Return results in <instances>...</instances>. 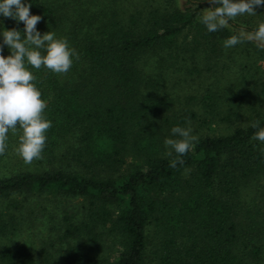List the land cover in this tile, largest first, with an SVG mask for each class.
<instances>
[{"label":"trees","instance_id":"16d2710c","mask_svg":"<svg viewBox=\"0 0 264 264\" xmlns=\"http://www.w3.org/2000/svg\"><path fill=\"white\" fill-rule=\"evenodd\" d=\"M169 1L120 17L118 0H22L41 16L37 31L66 39L79 59L73 57L66 74L26 64L52 127L43 158L31 164L16 152L21 130L8 134L0 155V200L7 209H0V236L16 230L12 214L4 222L6 212L50 194L85 201L79 220L70 211L60 219V264H102L82 244L97 246L103 229L117 249L106 264H264V142L252 139L264 128V112L227 134L199 136L180 157L184 164L170 167L177 154L166 155L159 134L169 135L195 114L184 106L161 115L168 99L152 93L158 82L142 79L139 67L149 57L163 66L166 56L203 52L212 55L206 56L209 69L226 39L264 23V5L209 32L201 8L212 4L185 0L180 9ZM4 29L23 36L24 24L0 15V33ZM253 43L226 51L263 57ZM10 54L0 35V55ZM256 67L262 70L254 88L264 108V63ZM205 104L211 107V99ZM36 258L25 242L0 244V264H38ZM41 262L50 264L49 254Z\"/></svg>","mask_w":264,"mask_h":264},{"label":"rangeland","instance_id":"374dc122","mask_svg":"<svg viewBox=\"0 0 264 264\" xmlns=\"http://www.w3.org/2000/svg\"><path fill=\"white\" fill-rule=\"evenodd\" d=\"M118 1L120 17L132 11L133 7L155 9L164 6L162 0ZM197 1L209 2V0ZM172 3L180 9L186 6L185 0H170L168 7H172ZM212 6L213 4L211 8ZM206 8L209 7L202 6V13ZM253 44L256 45L255 42ZM222 50L224 53L213 60L209 69H207L206 56L212 55H205L203 52L197 54L194 52L192 58L190 53L182 55V59L166 56L163 66H156L153 58L149 57L150 59L143 61L139 66L142 79L150 78L158 82L154 84L155 90L152 93L156 97L165 94L168 99V108L161 115L168 114L175 108L182 109L184 106L186 111L195 114L186 121L185 125L179 127H190L191 134L196 137L227 134L233 127L243 125L249 116L256 112H264V108H260L254 88V81L262 70L256 66L264 63V56L260 57L257 53L250 52L248 57L242 52H229L224 45ZM207 98L211 99V107L205 104ZM159 137L165 151L168 150L164 144L165 139H179L172 133L167 136L159 134ZM17 199L20 197L17 196ZM253 200L258 201L257 197ZM84 207L85 201L76 198H63L50 194L44 197H32L26 201L24 209L19 211L8 209L9 211L3 215L4 222L7 214L14 216L12 223H16L13 224L16 230L13 235L6 233V236H0V244H7L13 240L25 242L37 257L38 264H47L41 262L42 257H46L47 254L50 264H60L61 253L65 246L64 242L59 241L60 219L64 211H70L74 213V219L79 220ZM0 209L7 210L2 200H0ZM82 245L86 249H91L90 254L96 253L101 257L102 264L112 261L117 253L113 240L105 229L98 238L97 246L90 247V244L85 243Z\"/></svg>","mask_w":264,"mask_h":264},{"label":"clouds","instance_id":"9594fccd","mask_svg":"<svg viewBox=\"0 0 264 264\" xmlns=\"http://www.w3.org/2000/svg\"><path fill=\"white\" fill-rule=\"evenodd\" d=\"M209 3L219 6L206 8L201 22L209 32H216L229 27L230 21L238 16L256 15L254 9L264 5V0H209ZM30 7L22 0H0V15L24 24L23 36L16 29H4L0 33L3 44L11 53L0 55V155L6 152L9 132L15 134L19 129L21 134L16 152L25 164L43 158L46 133L52 127L44 115L46 101L41 98L40 90L33 83L36 78L26 64L37 70L44 67L55 74H66L73 65V57L79 59L66 39L55 38V33L50 31L43 35L37 31L41 16L30 14ZM245 41L255 42L257 47L264 49V23L253 32L242 30L239 36L229 37L224 47L231 48ZM258 125L259 121H255L251 127L257 128ZM171 132L179 139H165L164 144L168 149L167 156H172L173 152L177 154L169 165L175 168L178 163L184 164L180 157L191 150L198 137L191 134L190 127L176 126ZM252 139L264 142V128H260Z\"/></svg>","mask_w":264,"mask_h":264}]
</instances>
